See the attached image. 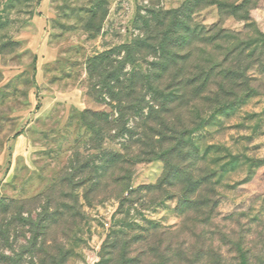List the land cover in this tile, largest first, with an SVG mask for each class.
I'll list each match as a JSON object with an SVG mask.
<instances>
[{
    "label": "rangeland",
    "instance_id": "rangeland-1",
    "mask_svg": "<svg viewBox=\"0 0 264 264\" xmlns=\"http://www.w3.org/2000/svg\"><path fill=\"white\" fill-rule=\"evenodd\" d=\"M0 264H264V0H0Z\"/></svg>",
    "mask_w": 264,
    "mask_h": 264
},
{
    "label": "trees",
    "instance_id": "trees-1",
    "mask_svg": "<svg viewBox=\"0 0 264 264\" xmlns=\"http://www.w3.org/2000/svg\"><path fill=\"white\" fill-rule=\"evenodd\" d=\"M236 8H238V6Z\"/></svg>",
    "mask_w": 264,
    "mask_h": 264
}]
</instances>
